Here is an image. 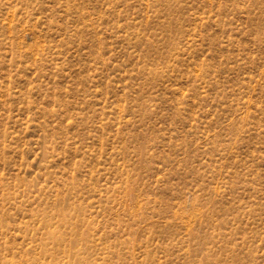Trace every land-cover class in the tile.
I'll use <instances>...</instances> for the list:
<instances>
[{"label":"rangeland","instance_id":"obj_1","mask_svg":"<svg viewBox=\"0 0 264 264\" xmlns=\"http://www.w3.org/2000/svg\"><path fill=\"white\" fill-rule=\"evenodd\" d=\"M0 264H264V0H0Z\"/></svg>","mask_w":264,"mask_h":264}]
</instances>
